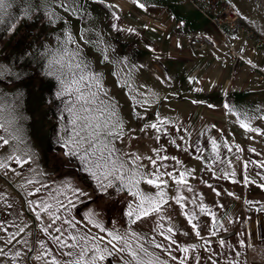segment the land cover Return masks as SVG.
<instances>
[{"label": "rangeland", "instance_id": "374dc122", "mask_svg": "<svg viewBox=\"0 0 264 264\" xmlns=\"http://www.w3.org/2000/svg\"><path fill=\"white\" fill-rule=\"evenodd\" d=\"M205 2L8 0L11 6L0 12V66L6 69L0 75V92L6 94L9 101L18 96L16 103L19 105L18 113L23 116L20 123L24 138L34 154V160L21 165L7 159L13 154L10 145L14 142L0 147V161L7 164L6 169L0 168V221L8 222L5 227L9 233L17 232L15 225L26 226L16 240L23 242L27 239L29 245L38 249L39 245L33 242L40 236L52 247L51 242L40 233L39 222L29 210L28 201L51 199L50 191L65 182H71L87 194L75 200V207L71 209L81 227L87 224L89 213H95L94 219L109 230L114 226L121 230L129 226L126 212L128 205L135 202L131 193L119 181L114 187L101 190L83 170L79 156L66 155L68 149L58 140L61 129L65 125L70 127L71 117L65 111V104L72 98H56L59 85L54 77L45 74V56L55 50L56 37L70 31L80 44L81 54L91 70L102 76L103 88L123 124V139L115 141L120 152L155 159L157 153L153 150L161 149L160 155L169 157L168 160H157L162 172L165 171L162 165H166V170H175L177 177L181 171L188 173L185 177L187 186H180L179 192L186 198L185 207L175 204L172 198L177 195V185L165 175L161 179L168 181L166 199L171 206L165 205L163 214L171 220H160L158 216L151 215L131 225L132 230L167 244L156 226L163 223L165 227H173L176 233L173 238L178 243L196 245L195 251L189 254L187 264H196L197 256L200 264H211L209 257L215 259L216 256L248 253L251 221H255L252 210L259 205L248 197V179H255L258 172L264 170L256 167V162L264 161H259V158H264V137L261 131L242 128L240 121L246 113L252 118L248 121L250 126L264 132V74L259 70L264 68V0H221L236 9L242 19L241 26L245 28V33L236 36L240 40L237 50L243 57L237 62L230 56L221 34L209 23L207 15L209 11H214V7L207 8ZM62 3L65 7H61ZM248 17L251 18L250 27ZM97 37L100 40L98 46L85 43V40L95 41ZM250 49L251 52L257 51L255 58L247 56ZM210 60L212 63L208 65ZM218 68L224 71L225 84L219 85L217 90L216 86L207 89L208 85L200 78L206 74L212 77L211 74ZM239 71L245 77L251 74L249 82L255 84L252 88L258 92L240 90L241 82L236 85L233 81ZM158 121L165 122L160 132L145 128L146 124ZM6 135L0 129V136ZM158 135L159 140L156 139ZM209 136L216 138L221 145V159L224 161L212 165L210 169L208 158L212 153ZM172 140L175 144L170 142ZM225 141L231 152L223 147ZM197 142L204 149L203 159H197L196 156L201 154L194 153L190 147ZM250 148L251 154H247ZM171 157L181 163L176 164ZM229 160L231 163H228ZM142 163L147 166L145 171L153 169L148 159L142 160ZM30 169H36L43 175H37ZM29 180H38L47 184L48 188L35 192L40 185L29 184ZM139 187L145 193L154 195L156 192L153 186L143 181ZM188 187L193 191L189 192ZM193 198L197 205L202 201L210 212L215 213L214 229L212 217L199 213L198 207L191 202ZM192 211L198 214V219L193 222L199 223L203 239L195 235L184 215V212ZM42 219L47 222L44 214ZM88 227L93 234L107 239L106 232H100L92 225ZM184 232L189 235H183ZM258 232L255 237H258ZM5 235L0 232V236ZM16 240L5 251L9 248L13 252L27 250L28 245L17 244ZM221 240L225 241L223 246ZM205 241L209 243L206 245ZM0 246H3L2 241ZM151 250L167 260L168 264H177L160 249ZM21 259L13 262L10 257H0V264H21ZM31 264L41 262L32 260ZM105 264H120V261L110 258Z\"/></svg>", "mask_w": 264, "mask_h": 264}, {"label": "snow or ice", "instance_id": "6c2138e0", "mask_svg": "<svg viewBox=\"0 0 264 264\" xmlns=\"http://www.w3.org/2000/svg\"><path fill=\"white\" fill-rule=\"evenodd\" d=\"M74 2V0H73ZM11 5L8 0H0V12H3ZM143 7V5H140ZM61 7H65L62 3ZM71 8V5H68ZM76 11L75 8H71ZM55 15L54 13L52 14ZM83 39V37H81ZM57 46L54 51L46 53V75L54 77L58 82V90L56 92L57 99L71 97L69 103L65 104V111L71 117L68 125L61 129V134L58 140L68 149L66 155L79 156L81 163L84 166V171L87 172L92 179L97 182V186L101 190H107L115 186V182L119 181L129 193L135 198L134 203L128 205L126 216L128 217V228L121 230L113 227L111 230L106 229L102 223L94 219L95 213L87 214V224L81 227V222L71 214V209L75 207V200L87 194L78 187H74L71 182H65L62 185L52 189L49 193L51 199L40 198L39 200L28 201V207L34 213L36 221L40 225V233L51 242L52 247L40 236L36 237L33 244H38V249L29 245L27 239L21 242L16 240L19 233L24 232L25 227L13 225L17 227V232L9 233L5 225L7 221H0V232L6 233L5 236H0V241L3 246H0V257H10L11 261L15 262L18 258L21 259V264H31L32 260L39 261L41 264H105L110 258L119 259L120 264H168V261L162 259L161 256L151 249H160L167 256L177 262V264H187L190 259V253L194 252L196 245H182L174 239L173 227H165L163 223H158L156 228L159 230V235L164 237L167 244L157 242L155 237L148 239L147 237L132 230L131 225L135 224L142 218L151 215L158 216L160 220L168 219L164 212V206L169 205L167 196L168 181L161 178L165 175L172 178L177 185V195L172 199L175 204L181 208L185 207L186 198L179 194L180 186H187L185 179L188 174L185 171L179 173L177 177L173 172L167 171V166L162 165L165 171H161L157 166V160H168V156H161V149H154L157 153L156 158L142 157L134 153H122L116 147L115 141L123 139V124L120 121L115 106L107 97V92L103 88L102 76L91 70L90 64L83 58L81 54V46L73 35L69 32L56 37ZM85 43H92L93 46H98L100 43L99 37L95 41L85 40ZM72 46L71 48L69 46ZM50 56V58H48ZM107 59V56L104 57ZM6 69L0 66V75ZM18 96L12 100L6 99V94L0 92V129L7 134L0 136V147L10 145V141L14 142L10 146L13 149V154L7 157L8 160H15L18 164H26L34 160L32 150L27 146L23 134V126L20 121L23 119L22 114L18 113L19 105L16 103ZM225 107H229L225 105ZM231 111L232 109L229 108ZM244 119L240 121V126L248 131L260 132L259 128H252L250 121L252 118L247 114H243ZM164 121L157 123L146 124L145 128L161 131V126ZM143 130V129H142ZM160 139L159 135L156 137ZM181 140L184 137H180ZM208 140L211 143V156L208 158L212 165L223 163L220 153V144L217 139L209 136ZM175 144V140L170 141ZM178 148L180 145H176ZM194 153H199L197 159H203L202 153L204 149L197 142L191 145ZM223 147L231 152L232 149L225 141ZM239 149V146H237ZM187 150V149H184ZM254 151V150H253ZM21 153V154H16ZM148 159L153 166L152 170L145 171L146 165L142 160ZM176 164L181 162L175 157ZM228 163H231L229 160ZM259 167L264 168V161L258 162ZM0 168H7V164L0 161ZM247 168V164H245ZM37 175H43L42 172H37L36 169H30ZM234 175V173H233ZM247 177H245V180ZM141 181L156 189L155 194L145 193L139 187ZM29 184L39 183V187L35 188V192H41L42 189H47L48 185L40 181L29 180ZM211 187V185H209ZM187 190L192 192L193 189L188 187ZM219 194V193H217ZM33 195V193H29ZM232 195V193H229ZM60 197H63L61 199ZM192 204L199 209V213L212 217V228L216 227L215 213L210 212L202 201L197 205L195 198L191 201ZM171 205H169L170 207ZM11 208V205H8ZM264 211V208L260 209ZM42 214L47 217V222L42 219ZM188 224L197 237H201V231L198 222H193L198 219L196 211L184 212ZM88 225L99 229L100 232H106L107 239L104 236H98L92 233ZM167 233V235H166ZM215 235V232H212ZM31 235V233L29 234ZM183 235H189L184 232ZM13 240L17 244L23 243L28 245L27 250L22 252L17 249L14 252L11 248L5 251L9 245H12ZM209 242L205 241L207 245ZM241 244L244 241H240ZM221 246L225 241H220ZM172 246H175L173 249ZM14 247V246H13ZM210 250V249H208ZM35 252L34 256L30 254ZM174 252L183 253L182 256L175 255ZM211 260V257H209ZM196 264H200V258L196 257ZM211 264H218L216 260H212Z\"/></svg>", "mask_w": 264, "mask_h": 264}, {"label": "crops", "instance_id": "0c3cea01", "mask_svg": "<svg viewBox=\"0 0 264 264\" xmlns=\"http://www.w3.org/2000/svg\"><path fill=\"white\" fill-rule=\"evenodd\" d=\"M243 18L245 19V17H243ZM246 19H248V22H249L248 26L250 27L251 26V18L248 17ZM155 39H158V37L155 36ZM249 40H251V37ZM256 53H257V51L251 52V49H250V51L248 53L249 55H247V56H249L251 58V55H252V58H255ZM218 54H220V53H216L217 56H218ZM221 56L222 55L220 54L219 57H221ZM210 63H212L211 60L207 64L209 65ZM263 63H264V59H263ZM222 70L223 69L218 68L215 72H213L214 74L213 73L211 74V75H213L212 77L209 76L208 74H206V76H203L202 78H200V79H202V82L205 81L204 84L208 85L207 89H210V88L216 86V90H217L219 88V85L225 84L224 83L225 78H223L224 77L223 76L224 71H222ZM249 78H251V74H250V76L245 77V75H243L242 71H239V73L235 77V80H233V81H236V85L237 84L239 85V83L241 82L240 90L243 92H245L246 90L248 92H251V89L253 90V92H258L252 88L253 86L255 87V84L249 82ZM193 80L191 83H193ZM260 134L264 137V132L262 130H261ZM251 148H256V147H251ZM251 148L248 149L247 154H248V152H249V154H251ZM260 160H264V158H259V161ZM257 166H259V165L256 162V167ZM257 175L258 176H255V179H253V178L248 179V191H247L248 197L251 198V201L259 202V203H257L259 205H256L254 207V209L252 210L253 215H254L253 217H255V221L254 220L251 221V238H249L248 242H247L248 253H246V254H244V253L239 254L238 253V254H234L232 256H216V258L215 257H214L215 259L212 258L211 261L216 260L218 262V264H264V211H261L260 210L261 208H259L261 206H262V208H264V170L263 171L261 170L260 173L258 172ZM258 177H259V179H258ZM256 231H259L258 237H255ZM207 260H209V259H207Z\"/></svg>", "mask_w": 264, "mask_h": 264}, {"label": "built area", "instance_id": "2783aa9c", "mask_svg": "<svg viewBox=\"0 0 264 264\" xmlns=\"http://www.w3.org/2000/svg\"><path fill=\"white\" fill-rule=\"evenodd\" d=\"M207 8H213L214 11L208 12L209 23L214 26L218 32L221 34V37L226 42L228 46V52L232 57L233 61L237 62L242 59L240 51L237 50V44L239 43L238 34L245 33V28L241 26V17L239 13L230 5H225L221 0H206ZM220 3H222L220 5ZM220 5L216 8L215 6ZM216 8V9H215ZM251 36V35H249ZM264 74V68H259ZM264 78V77H263Z\"/></svg>", "mask_w": 264, "mask_h": 264}]
</instances>
